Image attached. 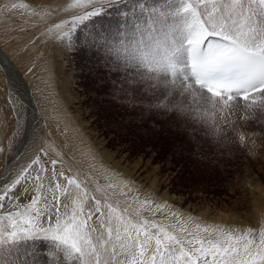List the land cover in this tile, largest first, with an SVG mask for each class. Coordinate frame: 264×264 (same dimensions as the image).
<instances>
[{
  "label": "rangeland",
  "instance_id": "1",
  "mask_svg": "<svg viewBox=\"0 0 264 264\" xmlns=\"http://www.w3.org/2000/svg\"><path fill=\"white\" fill-rule=\"evenodd\" d=\"M182 6L183 0H111L99 15L74 23L92 10L85 0H0L6 57L0 61V192L19 167L37 156L42 162L15 187L16 199L6 198L0 208V233L13 230L9 213L20 220L31 212L33 179L41 167L47 177L55 160L56 169L86 177L93 198L85 213L100 201L101 211L88 221L94 243L115 224L107 219L109 205L134 223L154 222L173 235L223 232L258 242L264 110L243 101H204L191 84L166 76L163 59L174 54L171 43L180 42L188 22ZM6 61L26 87L15 75L10 90ZM13 101H22L21 118ZM78 198L73 193L67 201L69 216ZM41 223L48 227L46 218ZM0 264L79 262L56 241L20 236L0 240Z\"/></svg>",
  "mask_w": 264,
  "mask_h": 264
},
{
  "label": "snow or ice",
  "instance_id": "2",
  "mask_svg": "<svg viewBox=\"0 0 264 264\" xmlns=\"http://www.w3.org/2000/svg\"><path fill=\"white\" fill-rule=\"evenodd\" d=\"M85 2L92 10L75 17L74 23L99 15L111 0ZM239 3L240 0H227L226 3L223 0H183L180 11L188 17V22L180 42L171 43L172 50L176 57L186 54V63L181 66L182 72L183 68L188 69L184 78L194 81L213 104L216 101L224 105L243 101L250 109L264 110V32L256 33L248 18L239 12ZM258 3L264 5V0H258ZM213 37L218 39L213 40ZM5 72L10 90H13L15 74L7 67ZM12 95L17 96L15 91ZM13 105H16V117L21 118L22 101L19 104L13 101ZM16 127H22L19 119ZM41 163L37 156L27 167L21 166L14 172L12 183L0 192V208L6 206V198L16 199L12 194L15 187L28 182L33 166ZM51 163L54 170L47 177L39 174L48 172L41 167L33 179L37 195L29 205L31 212L24 213L20 220H14L13 214L9 213L6 218L13 230L7 236L0 233V240L43 237L68 249L79 264H264V230L260 232L258 242L247 236H225L223 232L214 238L189 233L191 238H188L173 235L147 220L134 223L116 214L110 205L107 219L109 222L114 219L115 224L107 228L106 238L101 235L94 243L90 233L96 229L88 221L93 212L101 211L100 201L97 199L94 208L85 213L84 204L93 198L87 191L86 177L79 179L67 169H56L57 161ZM57 180L59 182H55ZM73 193H78L79 198L73 200L75 206L69 216L67 201ZM101 215L105 213L101 212ZM65 217L68 218L62 224ZM45 218L48 227L41 223Z\"/></svg>",
  "mask_w": 264,
  "mask_h": 264
},
{
  "label": "bare ground",
  "instance_id": "3",
  "mask_svg": "<svg viewBox=\"0 0 264 264\" xmlns=\"http://www.w3.org/2000/svg\"><path fill=\"white\" fill-rule=\"evenodd\" d=\"M5 56L4 55H2L1 53H0V61L1 60H3V59H5L6 60V57L4 58ZM7 62V61H6ZM3 64H4V66H3ZM1 65H2V68H3V70H5V67H7V68H9V69H11V71L12 72H15V75H16V77H17V75L19 76V77H21V79H19L18 81H22L21 83H23L22 84V86L24 85V87H26V84H25V80H24V78H23V76L21 75V73L20 72H18L17 70H15L14 68H13V66L11 65V63L10 62H7V63H5V62H1ZM20 73V74H19ZM24 89V88H23ZM22 89V90H23ZM197 89V88H196ZM198 90V89H197ZM24 91H26L27 93H28V91H27V88L26 89H24ZM200 92H202V91H200ZM30 95V94H29ZM198 96H200L201 98H202V100H204V101H208V100H210V98H209V96L207 95V94H205L204 92H202V93H199V94H196V97L197 98H199ZM30 98V100H31V97H29ZM29 98H27V100H29ZM32 101V100H31ZM31 101L29 102V103H31ZM5 117H4V115L3 114H0V122L3 124V119H4ZM62 168V167H61ZM163 221V220H162ZM167 230L169 231V232H171V230L170 229H168L167 228Z\"/></svg>",
  "mask_w": 264,
  "mask_h": 264
}]
</instances>
